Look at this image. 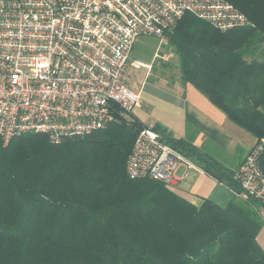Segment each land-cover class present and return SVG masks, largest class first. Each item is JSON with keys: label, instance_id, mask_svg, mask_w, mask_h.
<instances>
[{"label": "trees", "instance_id": "trees-1", "mask_svg": "<svg viewBox=\"0 0 264 264\" xmlns=\"http://www.w3.org/2000/svg\"><path fill=\"white\" fill-rule=\"evenodd\" d=\"M224 1L245 25L219 31L185 14L164 39L180 82L255 139L245 157L261 146L264 173V60L256 56L264 0ZM115 115L105 128L59 143L43 134L0 140V264H264L260 202L234 196L225 206L208 199L196 206L177 185L129 177L127 159L148 126L132 112ZM151 128L206 175L240 191L234 171L192 141Z\"/></svg>", "mask_w": 264, "mask_h": 264}, {"label": "built area", "instance_id": "built-area-1", "mask_svg": "<svg viewBox=\"0 0 264 264\" xmlns=\"http://www.w3.org/2000/svg\"><path fill=\"white\" fill-rule=\"evenodd\" d=\"M185 14L219 31L246 24L224 0H0V140L6 145L24 134H43L53 143L105 128L121 113L133 112L140 91L127 84L128 66L140 37L164 38ZM257 146L233 178L238 198L251 197L264 208V173ZM186 173L174 177L179 166ZM129 177L174 184L190 170L204 171L142 129L126 163Z\"/></svg>", "mask_w": 264, "mask_h": 264}, {"label": "crops", "instance_id": "crops-1", "mask_svg": "<svg viewBox=\"0 0 264 264\" xmlns=\"http://www.w3.org/2000/svg\"><path fill=\"white\" fill-rule=\"evenodd\" d=\"M130 60L137 59L130 56ZM129 67L135 69L131 66H128V69ZM155 79L159 80L157 86H152L146 92L144 91L147 84L144 81L139 86L130 87L140 91L141 97L139 105L132 112L133 116L148 127L158 125L169 130L176 138L192 141L195 146L203 149L224 167L231 171L236 170L254 145L255 139L231 124L224 114L192 85L182 84L179 78L172 79L169 73L163 70ZM143 101L151 105L153 109L151 113H143L141 110ZM192 172L199 175L193 181L192 189L182 188L179 183L181 181H178L176 185L191 199L194 205L198 206L202 199H208L219 206H225L234 197L230 189L205 173L190 170L187 172L186 178ZM186 178L182 181H185ZM208 183L212 185L211 188H207ZM219 187L226 189L227 192H224L228 195L215 193V189ZM260 212L264 220L262 207Z\"/></svg>", "mask_w": 264, "mask_h": 264}, {"label": "rangeland", "instance_id": "rangeland-1", "mask_svg": "<svg viewBox=\"0 0 264 264\" xmlns=\"http://www.w3.org/2000/svg\"><path fill=\"white\" fill-rule=\"evenodd\" d=\"M257 53L258 54L256 56L264 60V45H262L259 48ZM131 56L134 59L141 60L143 63H147V64L149 63L148 65H150L151 68L150 70H147L145 68H141L137 70L129 67L128 78H127V84L129 85V87L133 88L136 85L139 86L142 84V81H144V83L147 84L146 90L144 92L149 91L152 86L154 85L157 86L159 80L155 79V77H158V74H160L161 70L168 72L169 75L172 77V79L178 78V71L176 69V63H177L176 58L168 50V46L164 38L162 39H157L154 37L138 38L134 43ZM162 63H167L169 66H167L166 68V66L164 67ZM141 110L143 111V113L149 114L152 112L151 110L153 109L148 102L143 101L141 105ZM186 171L187 170L184 167V165L179 166L174 174V177L180 179V177L183 176L186 173ZM197 175L198 174L193 172L190 173L189 177L186 178L185 181L179 182L181 184V187L186 190L192 189L193 181L196 180ZM211 187L212 185L208 183L207 188H211ZM215 190H216L215 193L219 192L221 194L228 195L227 193H225L227 191L223 187H219ZM256 240L258 245L264 251V224L262 225L261 229L258 231L256 235Z\"/></svg>", "mask_w": 264, "mask_h": 264}]
</instances>
